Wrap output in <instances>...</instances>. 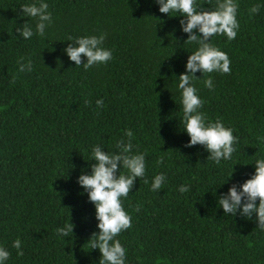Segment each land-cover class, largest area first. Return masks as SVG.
Wrapping results in <instances>:
<instances>
[{
  "label": "trees",
  "instance_id": "1",
  "mask_svg": "<svg viewBox=\"0 0 264 264\" xmlns=\"http://www.w3.org/2000/svg\"><path fill=\"white\" fill-rule=\"evenodd\" d=\"M38 2L0 0V246L10 253L6 264H99L101 254L90 242L99 231L95 209L76 180L82 170L90 172L92 146L115 153L120 140H130L133 154L143 153L146 162L144 177L122 200L131 222L116 239L126 249V264H264V231L255 215L249 220L217 206L219 194L243 183L255 160L264 158V0H234L237 36L210 38L228 55L231 71L197 72L200 80L193 81L205 121L221 120L236 138L232 158L219 165L207 160L202 146L185 147L189 137L173 76L185 71L198 45L186 42L179 13H160L155 0H45L52 21L39 36L36 19L21 10ZM218 2L195 0L206 10ZM254 6L259 10L251 13ZM26 22L34 32L27 40L15 31ZM101 33L112 52L108 62L84 69L86 60L77 67L64 54L70 40ZM29 60L32 71H19L18 61ZM209 78L211 89L204 85ZM97 100H103L99 107ZM159 173L166 180L153 192ZM181 185L188 191L179 192ZM71 223L73 233L57 234ZM17 239L22 255L12 246Z\"/></svg>",
  "mask_w": 264,
  "mask_h": 264
},
{
  "label": "clouds",
  "instance_id": "2",
  "mask_svg": "<svg viewBox=\"0 0 264 264\" xmlns=\"http://www.w3.org/2000/svg\"><path fill=\"white\" fill-rule=\"evenodd\" d=\"M159 6V12L169 15L179 13L180 30L187 34L186 42H195L198 46L187 57L185 71L176 78V90L180 94L182 106L183 132L189 137L186 148L200 145L208 153L207 160L219 165L221 161L232 158L236 138L233 129L226 127L217 119L215 122L205 121L204 114L200 111L202 100L198 95V89L193 81L200 80L196 73L204 76L206 73H229L230 59L228 55L215 47L210 38L223 34L228 40L237 36L239 23L237 21L238 5L234 0H219L211 10L200 9L195 0H155ZM25 17L35 18V34L44 36L46 28L52 21V13L48 10L45 0L37 3L25 4L21 7ZM258 6L250 9L251 13L258 11ZM18 37L25 40L33 35V29L24 23L15 30ZM105 35H88L76 37L70 40V44L64 48V54L77 67L81 66L82 58L86 60L83 68L88 69L98 63H106L112 58L111 50L103 47ZM18 70L32 71V62L26 64L18 61ZM205 87L211 89V78L204 80ZM97 106L103 104V100L96 101ZM131 137L132 133H126ZM118 149L115 153L106 152L101 146L94 145L91 148V160L89 171H81L77 177V184L87 194L88 201L94 206L95 219L98 233H93L90 242L92 249H98L101 256L99 264H126V249L116 239L118 234L130 227L131 217L122 206V200L127 198L135 181L145 175L146 162L143 153L133 154V145L129 141H117ZM164 157L161 156L160 163ZM94 161V163H91ZM254 172L243 183L232 184L226 193H220L217 197V206L224 214L239 215L242 218L252 219L255 215L258 228L264 231V158L255 160ZM123 170H126V173ZM233 176L231 173L230 179ZM229 179V180H230ZM163 173L156 174L152 178L151 190L156 192L165 182ZM229 180L223 185L227 184ZM147 183V181H145ZM179 192L188 191L186 185L179 187ZM214 196H216V191ZM258 201V203H257ZM139 211V209H137ZM60 236H68L73 233V224H65L57 228ZM12 246L20 252L21 241H13ZM9 251L0 246V264H6L9 259Z\"/></svg>",
  "mask_w": 264,
  "mask_h": 264
}]
</instances>
